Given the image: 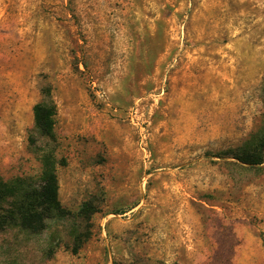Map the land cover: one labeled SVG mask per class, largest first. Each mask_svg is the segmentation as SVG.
<instances>
[{
    "label": "rangeland",
    "instance_id": "374dc122",
    "mask_svg": "<svg viewBox=\"0 0 264 264\" xmlns=\"http://www.w3.org/2000/svg\"><path fill=\"white\" fill-rule=\"evenodd\" d=\"M52 87L56 142L35 130ZM264 0H0V177L40 175L99 211L78 253L0 232V264H264Z\"/></svg>",
    "mask_w": 264,
    "mask_h": 264
},
{
    "label": "trees",
    "instance_id": "16d2710c",
    "mask_svg": "<svg viewBox=\"0 0 264 264\" xmlns=\"http://www.w3.org/2000/svg\"><path fill=\"white\" fill-rule=\"evenodd\" d=\"M43 99L34 107L35 130L39 136L51 143L56 142L55 117L57 105L52 87L42 89ZM31 143L36 148L42 170L39 176H17L12 179L0 177V232L18 227L32 234H41L52 228L50 246L46 255L52 257L64 243L62 229L69 224L67 247L78 253L92 235V218L99 211V199L92 196L85 200L76 212L65 207L60 199L58 166L65 164L59 160L55 147L39 146L32 136ZM235 154V158L250 166L264 162V135H253ZM117 264V262H115ZM139 264V263H128Z\"/></svg>",
    "mask_w": 264,
    "mask_h": 264
}]
</instances>
